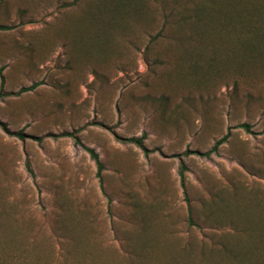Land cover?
<instances>
[{
  "label": "rangeland",
  "instance_id": "374dc122",
  "mask_svg": "<svg viewBox=\"0 0 264 264\" xmlns=\"http://www.w3.org/2000/svg\"><path fill=\"white\" fill-rule=\"evenodd\" d=\"M71 1L0 0V264H264V73L172 84L158 15L82 60Z\"/></svg>",
  "mask_w": 264,
  "mask_h": 264
},
{
  "label": "trees",
  "instance_id": "16d2710c",
  "mask_svg": "<svg viewBox=\"0 0 264 264\" xmlns=\"http://www.w3.org/2000/svg\"><path fill=\"white\" fill-rule=\"evenodd\" d=\"M78 1L72 0L67 5H75ZM156 15L160 19L155 31L146 33L148 41L144 55L160 58L155 52L156 46L166 47L168 52L165 55L168 54L169 59L165 65L174 67L172 84L191 87L200 98H205L214 95L216 88L227 85L229 74L246 78L248 69V86L252 90L255 88L259 81L255 80L264 73V0H90L80 19L75 21L78 36H71V43L82 60L95 55L105 59L116 34L128 32L134 23H149ZM6 29L7 26L0 25V31ZM155 61L160 62L159 59ZM234 85L236 88L237 81ZM36 86L33 83L18 92ZM170 98L162 97L163 104L170 102ZM239 126L251 132L248 124ZM16 135L21 137L20 132ZM228 137L229 133H226L217 139L210 151H217ZM145 138L143 133L140 137L120 140L132 143L146 153ZM88 152L96 164V176L103 190V165L94 150L88 149ZM185 171L186 167L181 163L178 172L184 195ZM185 200L188 202V220L193 225L186 196ZM230 252V256H238L233 249ZM263 258L264 255L259 260Z\"/></svg>",
  "mask_w": 264,
  "mask_h": 264
}]
</instances>
